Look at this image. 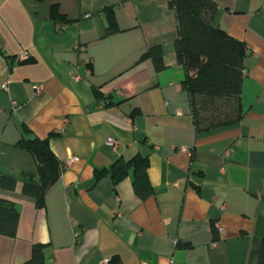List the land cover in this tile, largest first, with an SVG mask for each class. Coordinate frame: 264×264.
Segmentation results:
<instances>
[{"label": "crops", "instance_id": "obj_1", "mask_svg": "<svg viewBox=\"0 0 264 264\" xmlns=\"http://www.w3.org/2000/svg\"><path fill=\"white\" fill-rule=\"evenodd\" d=\"M210 1L212 25L247 51L243 113L197 133L169 0H0V173L15 181L0 188V199L18 211L15 234H0V264H28L35 244L44 247L42 264L257 263L264 0ZM53 6L65 18L61 27ZM156 46L160 71L143 56ZM24 52L27 61L15 60ZM32 137L48 138L60 164L41 206L22 193L37 163L16 144ZM134 157L147 161V184L136 190L132 165L114 184L112 164Z\"/></svg>", "mask_w": 264, "mask_h": 264}, {"label": "trees", "instance_id": "obj_2", "mask_svg": "<svg viewBox=\"0 0 264 264\" xmlns=\"http://www.w3.org/2000/svg\"><path fill=\"white\" fill-rule=\"evenodd\" d=\"M176 19L177 37L174 41L176 62L182 65V88L187 92L191 116L197 133L237 123L242 117L241 85L245 45L212 25L215 4L210 0H169ZM50 16L61 27L65 21L53 6ZM113 31L111 20L106 28ZM151 59L156 71L164 68L160 47H151L143 55ZM28 151L37 163V171L22 186V193L32 196L37 206L43 204L48 187L60 175V164L48 144V138H21L16 144ZM134 171V185L139 190L147 184L146 159L134 157L117 160L111 166L114 184L122 180L128 167ZM102 172H97L96 177ZM15 181L0 173V188L13 189ZM18 222V211L12 202L0 199V234L13 236ZM111 258L109 263L111 264ZM44 247L33 245L28 264H42ZM264 264V240L261 241L257 263Z\"/></svg>", "mask_w": 264, "mask_h": 264}, {"label": "built area", "instance_id": "obj_3", "mask_svg": "<svg viewBox=\"0 0 264 264\" xmlns=\"http://www.w3.org/2000/svg\"><path fill=\"white\" fill-rule=\"evenodd\" d=\"M15 60H17V61H20V62H22V61H27L28 59H29V56H28V54L27 53H21V54H18V55H16L15 57ZM7 84H8V82L6 81V82H4V84H3V88L5 89V88H7ZM41 90H40V88H36L35 89V91H34V93H39ZM106 144L108 145V146H114L115 145V140L113 139V138H108L107 139V141H106ZM74 159L73 158H71L70 160H67L65 163H63V165L61 166V168H64V167H66V166H68L69 164H71V162L73 161ZM216 225V224H215ZM216 227H218L217 225H216ZM109 263V259H104V260H102V261H100L99 262V264H108Z\"/></svg>", "mask_w": 264, "mask_h": 264}]
</instances>
